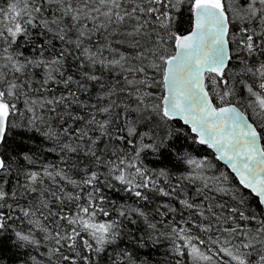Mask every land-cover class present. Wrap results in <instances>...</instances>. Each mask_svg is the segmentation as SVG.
<instances>
[{"label": "snow or ice", "instance_id": "1", "mask_svg": "<svg viewBox=\"0 0 264 264\" xmlns=\"http://www.w3.org/2000/svg\"><path fill=\"white\" fill-rule=\"evenodd\" d=\"M0 264H264V0H0Z\"/></svg>", "mask_w": 264, "mask_h": 264}]
</instances>
